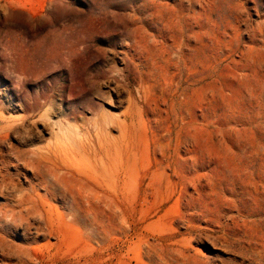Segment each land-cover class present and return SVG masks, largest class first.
Instances as JSON below:
<instances>
[{
	"label": "rangeland",
	"instance_id": "1",
	"mask_svg": "<svg viewBox=\"0 0 264 264\" xmlns=\"http://www.w3.org/2000/svg\"><path fill=\"white\" fill-rule=\"evenodd\" d=\"M0 129V264H52L1 187L4 156L36 183L13 149L48 143L70 187L131 159L130 212L88 204L74 233L89 259L264 264V0H0Z\"/></svg>",
	"mask_w": 264,
	"mask_h": 264
},
{
	"label": "bare ground",
	"instance_id": "2",
	"mask_svg": "<svg viewBox=\"0 0 264 264\" xmlns=\"http://www.w3.org/2000/svg\"><path fill=\"white\" fill-rule=\"evenodd\" d=\"M13 129L14 126L9 121L4 122L2 128L4 138L9 136ZM13 150L18 160L32 171V179L36 183L30 182L29 188L19 189L12 175L6 171L12 162L4 156L1 187L9 200L5 209L11 208L10 211L15 212L17 207H21L23 211L20 213L36 216L38 220L45 223L48 236L58 241L56 245H49V261L52 264H69L73 261L72 264H102L101 257L100 259L88 258L92 256L89 250L80 247L72 248L71 244L76 235L74 233L81 232L79 223L82 219L95 217V215L91 216L90 209H87L88 204L100 203L107 198L122 205L125 212H130L133 193L131 159L127 157L125 162L112 158L101 159V162L104 161L102 163L104 173L87 176V182L80 178V182L84 184L77 188L64 185L63 179L74 174L83 177L85 173L77 169L67 158L65 149L60 144L48 143L38 146L31 152L19 148ZM105 173L110 177L109 180L106 179ZM41 190L45 194H42ZM12 202L17 205H11ZM113 246L114 239L110 244L111 248ZM53 249H57V252ZM69 253H74L73 258L65 260Z\"/></svg>",
	"mask_w": 264,
	"mask_h": 264
}]
</instances>
